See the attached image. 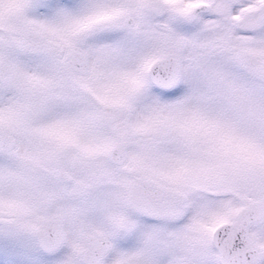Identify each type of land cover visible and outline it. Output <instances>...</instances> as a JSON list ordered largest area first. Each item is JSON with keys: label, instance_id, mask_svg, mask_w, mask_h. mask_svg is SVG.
Listing matches in <instances>:
<instances>
[{"label": "snow or ice", "instance_id": "snow-or-ice-1", "mask_svg": "<svg viewBox=\"0 0 264 264\" xmlns=\"http://www.w3.org/2000/svg\"><path fill=\"white\" fill-rule=\"evenodd\" d=\"M0 264H264V0H0Z\"/></svg>", "mask_w": 264, "mask_h": 264}]
</instances>
